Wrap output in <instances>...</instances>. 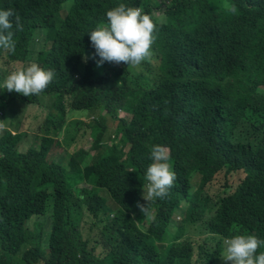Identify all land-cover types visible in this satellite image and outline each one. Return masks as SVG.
Here are the masks:
<instances>
[{
    "label": "trees",
    "instance_id": "trees-1",
    "mask_svg": "<svg viewBox=\"0 0 264 264\" xmlns=\"http://www.w3.org/2000/svg\"><path fill=\"white\" fill-rule=\"evenodd\" d=\"M118 3L159 14L154 40L136 65L97 66L85 31ZM0 7L21 26H13L14 50L0 49V80L27 62L53 71L36 95L0 89V111L15 103L23 110L11 124L17 135L0 127V264H226V236L264 241V0H0ZM37 106L42 119L38 111L31 117ZM71 115L77 125L93 116L92 142L65 163L60 137ZM152 144L169 153L176 178L140 211ZM220 174L234 194L221 196ZM39 215L51 221L47 235L43 224L27 227ZM177 215L178 231L168 234ZM191 224L204 242L197 257L176 242ZM157 239L168 243L159 244L163 257H141L154 254Z\"/></svg>",
    "mask_w": 264,
    "mask_h": 264
},
{
    "label": "clouds",
    "instance_id": "clouds-1",
    "mask_svg": "<svg viewBox=\"0 0 264 264\" xmlns=\"http://www.w3.org/2000/svg\"><path fill=\"white\" fill-rule=\"evenodd\" d=\"M227 11L234 13L236 9L234 6L230 5L227 8ZM104 17L105 21L103 23L85 31L88 35L90 47L93 49V53L90 55L98 57V59H95L97 66L104 62H123L126 65H136L149 55L150 46L154 40V21L149 15L143 13L138 7L118 3L115 6L106 9ZM14 23L16 29L21 27L19 24V17L14 14L11 8L0 7V49H5L9 53L15 48V42L13 40ZM52 78L53 71L51 69H45L39 66L36 62H27L8 72V74L0 80V89H6L24 96L36 95L46 88ZM12 105L13 104L6 107L11 109ZM3 113L6 112L3 110ZM2 118L3 116L1 114L0 120ZM5 128L12 130L14 135H17L16 129H11L9 127ZM29 132V137H31L32 141L27 140V145L30 147L34 146L32 142L36 139V132L33 133L31 130H29ZM38 138L41 140V136H38L37 139ZM39 142L36 146H39ZM148 157L150 162L145 167L143 173L145 183L142 187L143 191L141 199L138 202L140 211H144L143 205H139L141 202L165 197L176 178L175 172L170 163V155L165 151L163 145H150ZM218 176L219 175H217V177ZM218 181L221 196L234 194L236 186L224 184L222 175L218 178ZM92 190L100 195L101 192L99 193V191L105 192L107 195L106 198H109L105 189L92 187ZM137 212L136 205L135 212L132 213L133 219L131 220V227H134L137 222ZM71 214L77 223H84V221H82V213L78 207H74ZM76 214L80 215L79 220L76 219ZM110 216L111 218H114L115 214H110ZM40 217H42L43 220L42 222L37 223L43 224L44 232L47 235L51 227V221L45 215H39L28 220L26 223L27 227L31 229L28 223L33 219H38ZM181 221L182 217L180 215L173 218L169 222L170 226L168 228V234H173V232L178 231L177 224ZM37 223H34V228ZM146 226L147 222L140 223V230L146 232ZM185 230V235H177L180 237L176 242L185 247L190 245L188 250L191 251V253L195 252V256L192 257H197L196 253H199L201 250L198 245L204 244L201 240L202 236H199V229L195 224H191V226L186 227ZM204 237L206 236L204 235ZM43 244H47L46 239L43 241ZM159 244L165 247L168 246L166 240L157 239L151 244L153 249L152 253L154 254L146 251L141 257H163L162 252L164 250L159 249ZM31 246L32 245H30V247ZM204 246V249L209 248L208 244H205ZM26 248L27 247H25V249ZM260 248H264V241L258 236L252 233L234 232L222 240V254L220 256L223 260L228 261L229 264H264V250L258 251ZM25 249L23 248V250ZM122 252V257H136V255H138L136 252L129 250H122Z\"/></svg>",
    "mask_w": 264,
    "mask_h": 264
},
{
    "label": "rangeland",
    "instance_id": "rangeland-1",
    "mask_svg": "<svg viewBox=\"0 0 264 264\" xmlns=\"http://www.w3.org/2000/svg\"><path fill=\"white\" fill-rule=\"evenodd\" d=\"M140 8V7H138ZM141 9V8H140ZM151 15V14H150ZM159 14L156 13V14H153L152 13V18H154L155 16L157 17ZM42 48V43L41 45H39L38 43V47H36L34 49L35 52H37L38 50H40ZM109 63L110 62H104L103 64L105 65V67H108L109 66ZM49 99L46 97V98H43L41 100V102H45V103H49ZM38 106L35 107V111H32L31 112V117L32 116V113H35L38 111ZM40 110V109H39ZM4 111L6 113H3V110L0 111L3 118L0 120V127H9L11 129H13L12 127V122H13V119L15 120H19L22 116H23V110L21 109V107L18 105V103H15L12 105L11 109L6 107L4 109ZM0 114V115H1ZM121 115L124 114V112H121L120 113ZM37 118L39 119H42L44 117V114L43 112H40L38 111V113L36 114ZM87 117V116H86ZM85 116H80V118L82 119V121H84L85 119H87L88 121H84V123L82 124H74L73 122L75 120H77L76 118H79V115H71L70 116V119L68 120V124L66 125V127L63 129V132H61V137H60V141H61V144H62V147H63V150L65 151L63 154H65V163L68 162V159H69V155H72L77 147L80 145V148L82 146L86 147V150L90 148V144L92 142V139L90 138L91 135H90V126H88V124L91 123V116H89L88 118H86ZM33 122L32 124H34L33 126H35V124L37 123V119H34V121H31ZM111 128V127H110ZM28 130H31L33 131V133L35 132V128L34 127H31L29 128ZM27 140H31V137H29V139ZM40 141V139L38 138L36 140V142L38 143ZM221 175H219L217 178H219ZM236 177V176H235ZM234 177V178H235ZM71 178L73 180H77L78 177H77V174H72L71 175ZM86 186V184L84 185ZM95 191H97L96 189H94ZM101 192V195L104 196V197H107L106 193L105 192H102V191H99V193ZM76 219L79 220L80 219V215L76 214L75 215ZM43 218L40 217L38 219H33L31 222H29V227L32 229L34 228V223H37V222H42ZM226 264H229L228 261H226Z\"/></svg>",
    "mask_w": 264,
    "mask_h": 264
}]
</instances>
